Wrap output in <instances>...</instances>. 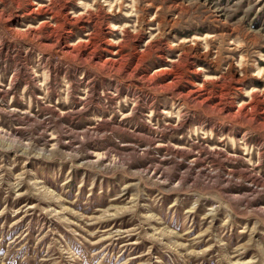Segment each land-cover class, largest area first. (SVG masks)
Here are the masks:
<instances>
[{"label":"rangeland","instance_id":"obj_1","mask_svg":"<svg viewBox=\"0 0 264 264\" xmlns=\"http://www.w3.org/2000/svg\"><path fill=\"white\" fill-rule=\"evenodd\" d=\"M0 264H264V0H0Z\"/></svg>","mask_w":264,"mask_h":264}]
</instances>
